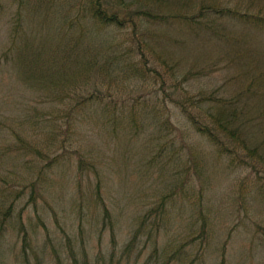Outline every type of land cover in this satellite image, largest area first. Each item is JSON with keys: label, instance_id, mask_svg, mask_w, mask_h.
I'll return each mask as SVG.
<instances>
[{"label": "rangeland", "instance_id": "rangeland-1", "mask_svg": "<svg viewBox=\"0 0 264 264\" xmlns=\"http://www.w3.org/2000/svg\"><path fill=\"white\" fill-rule=\"evenodd\" d=\"M204 4L264 15V0L170 3L185 13ZM15 10L12 0H0V53L8 43ZM168 32L178 41L168 39L165 47L181 60L183 68L215 63L207 75L191 80L193 92L204 89L230 96L264 69V33L229 20L219 26L220 38L188 35L174 27ZM254 86L258 88L257 83ZM147 90L136 85L130 93ZM48 107L38 103L36 93L19 79L15 68L0 59V155L12 129L28 130V125L18 127V119L32 114L44 119ZM165 114L171 116L169 136L175 137V149L176 135L181 133L186 141L181 144L184 151L198 144L200 150L209 152L208 142L193 132L176 108L168 106ZM27 134L37 143L42 137L39 130ZM85 144H92L98 157H78L74 150L67 151L68 157H61V163L45 173L47 186L36 194L35 204L28 201L29 187L17 176L34 178L36 166L44 165L45 158L29 160V168L24 169L23 160L0 156V177L6 178H0V184L18 193L1 240L2 264H84V260L87 264H109L110 260L113 264H161L166 260L170 264H218L221 254L223 264H264V201L253 196L254 176L248 170L227 168L225 157L210 154L148 157L140 142H129L122 135L110 141L98 134ZM79 160L85 163L82 170ZM3 166L14 172L4 173ZM97 179L111 220L103 215ZM160 202L163 210H153ZM20 220L28 236L25 247L18 231ZM141 220L138 238L125 250ZM202 221L205 239L199 236ZM67 237L75 260L69 255Z\"/></svg>", "mask_w": 264, "mask_h": 264}, {"label": "trees", "instance_id": "trees-1", "mask_svg": "<svg viewBox=\"0 0 264 264\" xmlns=\"http://www.w3.org/2000/svg\"><path fill=\"white\" fill-rule=\"evenodd\" d=\"M12 1L16 10L0 59L15 68L19 79L36 93L38 103L49 106L44 119L37 114L18 119V127L28 125V130L12 129L0 155L23 160L24 169L29 168V160L45 158L44 165L36 166L34 178L17 176L29 187L30 203H36L39 190L45 191L47 170L68 157L67 151L74 150L78 157H98L92 144L84 146L98 134L110 141L122 135L129 142H140L148 157H225L227 168L238 167L254 176L251 192L264 201V69L230 96L204 89L193 92L191 80L207 75L215 63L183 68L165 47L168 39L178 41L168 32L173 27L188 35L220 38L218 28L229 20L264 33V15L211 4L185 13L171 7L176 0ZM136 85L148 90L131 94ZM168 106L176 108L193 132L208 142L209 152L198 144L184 151L181 133L176 135L175 149V137L169 136L173 123L165 114ZM29 130L42 132L39 143L29 139ZM89 164L96 172L95 164ZM84 165L79 160L80 170ZM13 170L3 166L4 173ZM100 186L97 179L103 215L111 220ZM16 196L17 192L0 184V245ZM153 210H163V203ZM142 221L125 250L138 238ZM18 231L25 247L28 236L21 220ZM199 231L205 239L203 221ZM110 236L114 242V233ZM67 247L75 260L68 237ZM223 263L221 254L218 264Z\"/></svg>", "mask_w": 264, "mask_h": 264}]
</instances>
